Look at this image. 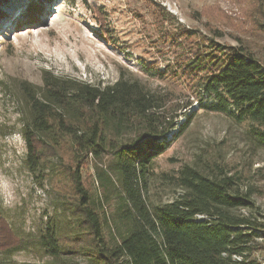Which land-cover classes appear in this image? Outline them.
I'll use <instances>...</instances> for the list:
<instances>
[{
    "label": "rangeland",
    "instance_id": "1",
    "mask_svg": "<svg viewBox=\"0 0 264 264\" xmlns=\"http://www.w3.org/2000/svg\"><path fill=\"white\" fill-rule=\"evenodd\" d=\"M212 41L243 46L264 65V0H0V264H90L72 250L56 262L35 243L10 248L19 234L35 235L60 211L62 199L76 200L71 173L77 162L70 144L63 142L62 165L44 187L23 162L22 129L29 118L24 90L41 87L44 71L94 84L125 76L165 95L178 127L166 135L171 143L151 166V205L180 196V177L193 167L211 176L234 175L264 212L258 133L264 126L202 108L211 100L199 87L206 70L196 65L205 61L202 53L211 51ZM113 159L89 157L81 166L110 244L127 229L118 220ZM256 243L253 256L264 263V237Z\"/></svg>",
    "mask_w": 264,
    "mask_h": 264
},
{
    "label": "trees",
    "instance_id": "2",
    "mask_svg": "<svg viewBox=\"0 0 264 264\" xmlns=\"http://www.w3.org/2000/svg\"><path fill=\"white\" fill-rule=\"evenodd\" d=\"M210 47L196 65L206 70L199 87L211 100L202 108L264 126L263 63L243 46L212 41ZM24 92L29 118L22 129L23 162L44 187L62 165L63 142L70 144L77 162L71 173L76 200L62 199L60 211L35 235L19 234L10 248L35 243L56 262L72 250L90 264H264L253 256L259 249L256 237H264V212L234 175L211 176L186 167L180 196L163 205L149 202L151 166L171 143L166 135L178 127L164 94L130 77L94 84L51 71H44L41 87ZM258 133L264 146V130ZM104 155L114 157L109 168L116 174L117 215L127 227L112 244L81 175L87 158Z\"/></svg>",
    "mask_w": 264,
    "mask_h": 264
},
{
    "label": "bare ground",
    "instance_id": "3",
    "mask_svg": "<svg viewBox=\"0 0 264 264\" xmlns=\"http://www.w3.org/2000/svg\"><path fill=\"white\" fill-rule=\"evenodd\" d=\"M60 10V9H59ZM58 16H59V14H58Z\"/></svg>",
    "mask_w": 264,
    "mask_h": 264
}]
</instances>
